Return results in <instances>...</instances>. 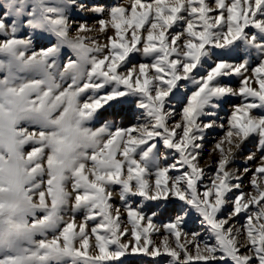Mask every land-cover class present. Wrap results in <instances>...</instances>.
Here are the masks:
<instances>
[{"label":"snow or ice","instance_id":"snow-or-ice-1","mask_svg":"<svg viewBox=\"0 0 264 264\" xmlns=\"http://www.w3.org/2000/svg\"><path fill=\"white\" fill-rule=\"evenodd\" d=\"M117 105L136 123L96 126ZM252 137L264 0H0V264H264V155L229 169Z\"/></svg>","mask_w":264,"mask_h":264},{"label":"rangeland","instance_id":"rangeland-1","mask_svg":"<svg viewBox=\"0 0 264 264\" xmlns=\"http://www.w3.org/2000/svg\"><path fill=\"white\" fill-rule=\"evenodd\" d=\"M108 2H111V0H108ZM120 2H124V0H120ZM92 22H93L92 20L89 21L90 24ZM74 34L75 33L73 32V35ZM100 42L101 43L104 42V38L102 36L100 37ZM41 46H47V41H45L43 39L39 40L36 43V47H41ZM65 51H67V50H65ZM138 62H140V58L135 57V59L133 60V63H138ZM235 102L239 103V101H235ZM228 111H229V104H225L223 106V108L219 111V117L224 118L228 114ZM254 114H259V113L256 112ZM139 115H140L139 110L129 108L126 105H117V106H114L113 108L107 109L105 112H103L101 114V119L97 123L96 126H99V123H102L103 119H112L113 116H115L117 123H121L122 126L127 127L131 124H135L136 123V117ZM176 119H179V117H176ZM169 123L171 124L172 121H170ZM222 135H223V132H221L220 129H218V128L215 130L209 131L207 133V137L205 139L204 147L202 150V155H201V158L199 161L201 167H204L205 171H206L204 183L208 182V180L211 178L212 173L215 171V161L218 159L219 153H213L212 150L214 148L215 142L218 141ZM250 152H256L257 158H256V160H254V161H252L246 165L244 163V158ZM168 155L170 157L169 162H171V157L175 156V153L169 152ZM260 155H264V153L257 151V138L252 137L243 145L241 152L237 155L235 161L229 165V169H240V171H243V168L245 166L254 169L256 167V165L260 162L259 161ZM209 165H212V166L209 167ZM171 175H173V176L176 175V172L173 171L171 173ZM250 175H251V173H249V175L247 177H245V179H244V191L245 192H251L252 191V188L248 184V179L250 178ZM112 190L114 192V195H113V198L111 201L112 204L117 205V206H121V210L123 211L124 210L122 207L123 201H121L119 199V195H118L119 187L114 186ZM130 203L138 204L139 198L133 197L130 200ZM173 203H178V202L173 201ZM171 214H173V213L165 212L163 215H161L155 221V223L159 224L162 220H165ZM81 218H82V215L78 214L77 220H79ZM125 220H126V216H125ZM232 223L234 225H236L237 227H240L244 223V217L240 216L239 218L233 220ZM128 226H130V225H128ZM89 227H91V224L89 225ZM185 230L189 233L201 232L202 233L201 240H203L204 238H206L209 235L207 232V229L200 225V221H199V219H198V217L194 211L191 213V215L187 219ZM152 239L159 242V240L162 239V237L159 235H154V236H152ZM241 239H243V237H241ZM192 251L194 254V250H192ZM130 259L134 260V258H130ZM194 264H195V262H194Z\"/></svg>","mask_w":264,"mask_h":264},{"label":"trees","instance_id":"trees-1","mask_svg":"<svg viewBox=\"0 0 264 264\" xmlns=\"http://www.w3.org/2000/svg\"><path fill=\"white\" fill-rule=\"evenodd\" d=\"M128 115V114H127Z\"/></svg>","mask_w":264,"mask_h":264}]
</instances>
